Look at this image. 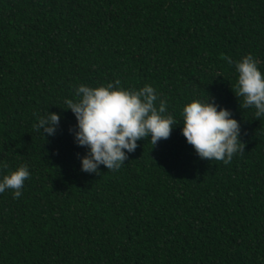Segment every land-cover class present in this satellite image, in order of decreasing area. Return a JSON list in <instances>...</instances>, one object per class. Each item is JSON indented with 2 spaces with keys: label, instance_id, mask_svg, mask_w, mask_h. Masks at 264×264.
<instances>
[{
  "label": "trees",
  "instance_id": "trees-1",
  "mask_svg": "<svg viewBox=\"0 0 264 264\" xmlns=\"http://www.w3.org/2000/svg\"><path fill=\"white\" fill-rule=\"evenodd\" d=\"M248 53L264 72V0H0V176L30 170L19 198L0 193V264H264V120L235 94ZM117 79L151 84L177 124L118 170L83 171L64 100ZM207 96L240 123L228 163L181 131Z\"/></svg>",
  "mask_w": 264,
  "mask_h": 264
},
{
  "label": "clouds",
  "instance_id": "clouds-1",
  "mask_svg": "<svg viewBox=\"0 0 264 264\" xmlns=\"http://www.w3.org/2000/svg\"><path fill=\"white\" fill-rule=\"evenodd\" d=\"M234 63L238 74L235 94L243 98L241 107L253 111L257 120H264V72L252 53ZM119 85L118 79L95 87L80 84L74 97L64 100L66 109H70L77 120L75 142L86 148V153L80 156L83 171L98 172L100 165L118 170L127 154L136 149L139 139L148 137L155 145L161 138H168L177 124L167 111V102L159 99V93L151 84L138 89ZM181 115L182 134L199 157L228 163L234 154H243L240 123L230 109L219 106L207 96L186 103ZM60 120L59 113L48 111L35 127L43 135L51 136L57 131ZM6 167L0 162V168ZM29 177L28 165H19L0 176V193L11 189L12 195L19 198Z\"/></svg>",
  "mask_w": 264,
  "mask_h": 264
}]
</instances>
